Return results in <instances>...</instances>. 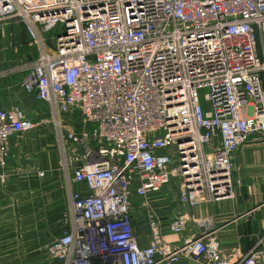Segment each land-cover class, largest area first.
Masks as SVG:
<instances>
[{"label":"built area","instance_id":"obj_1","mask_svg":"<svg viewBox=\"0 0 264 264\" xmlns=\"http://www.w3.org/2000/svg\"><path fill=\"white\" fill-rule=\"evenodd\" d=\"M11 23L36 56L9 73L48 113L0 107V172L13 137L53 125L69 188L53 258L261 264L256 250L225 252L213 231L168 241L164 229L184 234L190 218L166 224L153 197L173 180L184 207L233 197L235 154L264 140V0H0V30Z\"/></svg>","mask_w":264,"mask_h":264},{"label":"crops","instance_id":"obj_2","mask_svg":"<svg viewBox=\"0 0 264 264\" xmlns=\"http://www.w3.org/2000/svg\"><path fill=\"white\" fill-rule=\"evenodd\" d=\"M5 39L20 42L18 47L0 48V67L6 70L5 75L8 76L9 70L15 71L16 66L36 56H29L30 50L33 54L36 51L28 45L30 36L23 24L11 23L4 31L0 30V41ZM12 75L23 78L24 74ZM7 76L0 81V107L19 101L31 117L48 113L45 105L23 91L22 78L18 91L13 92L7 85ZM15 139L13 137L10 142L7 166L0 172V200L11 199L13 189V194L19 195L25 203L16 206L15 199H12L8 203L10 205L0 207V264H60L48 248L61 233L66 210L62 211L63 207L53 211H36V201L39 195L44 197L47 185L58 184L57 190L68 207L66 176L61 167L55 176L53 169L51 174L46 172L41 162L26 161L28 159L21 155L23 145L16 143ZM234 160V176L241 182L236 186L233 197L184 207L179 201L178 182L173 180L169 187L154 195L153 203L166 224L177 214L186 213L190 218L189 228L184 234H174L168 228L164 229L168 241L177 242L189 233L200 235L213 231L225 252L234 254L237 259L256 250L261 264H264V140L244 144ZM39 171H45V175L39 176ZM71 188L85 190V186L78 183L72 184ZM48 198L49 194H46L47 201ZM133 213L137 233L145 245L148 235L147 224L143 222L144 214L142 211ZM179 264L200 263L184 260Z\"/></svg>","mask_w":264,"mask_h":264},{"label":"rangeland","instance_id":"obj_3","mask_svg":"<svg viewBox=\"0 0 264 264\" xmlns=\"http://www.w3.org/2000/svg\"><path fill=\"white\" fill-rule=\"evenodd\" d=\"M6 28V27H5ZM4 31V30H3ZM20 44L19 41H16L14 39H10V40H1L0 41V48H5L7 49L8 47H18ZM30 47V46H29ZM32 48V47H31ZM35 50V49H34ZM32 51H29V56L33 57L36 55V52L31 53ZM5 69L0 67V81L7 75H5ZM14 73H22V72H14ZM13 72L8 75L10 77H6L5 79L7 80V85L9 87H11V89L13 90V92L18 91L19 88V82L21 80L22 77H13L12 74H14ZM12 76V77H11ZM19 78V79H18ZM54 136V128L52 124H46V125H42L34 130H32L31 132H29V134L23 135L21 137H16V143L23 145V152L21 153V155L23 157H26L28 160L26 161H39L42 163V167L46 172H49L50 174L52 173L51 169H53V174L56 176L57 174H59V169L61 167L62 168V164H61V160H62V156L59 151V148L55 142V138ZM53 167V168H52ZM58 184H54V185H50V186H46V191L44 194V197H42L41 195H39L37 197V201H36V211H53L54 209L57 210L59 208H63L64 209L62 211L65 213L68 212V207H69V196H68V207L67 205H64V201L61 199V194L60 192L57 190L58 189ZM178 187H179V183H178ZM17 191V190H15ZM49 194V198L48 201L47 199H45V195ZM12 198H8L7 200L5 199H1L0 200V207H4L6 206L8 203H11L12 199L14 200V203L16 206H20L19 204H21V206H23V204L25 203L23 200L21 201L19 198V195H14L13 194V189H12ZM10 205V204H8ZM63 215V216H64ZM63 221V219H62ZM63 225V224H62ZM63 229L61 230V233L63 232ZM60 233V234H61Z\"/></svg>","mask_w":264,"mask_h":264}]
</instances>
